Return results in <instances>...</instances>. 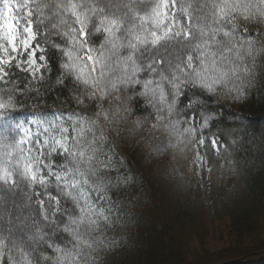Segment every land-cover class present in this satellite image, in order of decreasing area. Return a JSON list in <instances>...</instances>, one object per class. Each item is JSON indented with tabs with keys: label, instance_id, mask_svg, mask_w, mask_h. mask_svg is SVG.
Here are the masks:
<instances>
[{
	"label": "snow or ice",
	"instance_id": "obj_1",
	"mask_svg": "<svg viewBox=\"0 0 264 264\" xmlns=\"http://www.w3.org/2000/svg\"><path fill=\"white\" fill-rule=\"evenodd\" d=\"M262 75L264 0H0V264H102L130 177L104 125L152 120L169 138L155 152L220 155L236 131L208 135L212 104L246 99ZM61 89L93 110L21 123L19 106Z\"/></svg>",
	"mask_w": 264,
	"mask_h": 264
},
{
	"label": "trees",
	"instance_id": "obj_2",
	"mask_svg": "<svg viewBox=\"0 0 264 264\" xmlns=\"http://www.w3.org/2000/svg\"><path fill=\"white\" fill-rule=\"evenodd\" d=\"M69 95L61 89L39 102L27 100L18 107L21 123L93 110L91 102L70 104ZM216 100L219 123L208 135L220 139L229 126L236 131L235 138L227 137L229 144L221 139L220 155L205 147L197 152L187 141L180 147L169 142L155 152L169 138L152 120L142 130L136 129L135 117L126 126L104 125L130 161V177L121 175L114 197L123 205L121 246L102 264H264V75L246 99L233 102L221 92ZM136 113L147 115L145 106L138 105ZM196 155L210 167L207 192ZM211 225L222 235L219 250L212 247Z\"/></svg>",
	"mask_w": 264,
	"mask_h": 264
},
{
	"label": "rangeland",
	"instance_id": "obj_3",
	"mask_svg": "<svg viewBox=\"0 0 264 264\" xmlns=\"http://www.w3.org/2000/svg\"><path fill=\"white\" fill-rule=\"evenodd\" d=\"M196 162L198 164L199 176L201 178L203 189L208 191V176H209V164L205 158L201 155H196ZM122 171V170H121ZM208 201V197L205 198ZM211 235H212V247L214 250L220 249V240L222 239L220 236V232L217 231V226L211 225Z\"/></svg>",
	"mask_w": 264,
	"mask_h": 264
}]
</instances>
